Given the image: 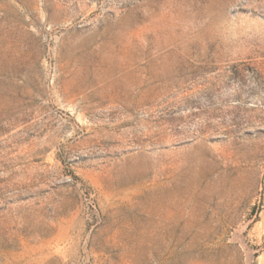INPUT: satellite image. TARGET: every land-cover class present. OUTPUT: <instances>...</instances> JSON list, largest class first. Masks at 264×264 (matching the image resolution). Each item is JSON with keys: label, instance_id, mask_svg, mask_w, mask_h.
<instances>
[{"label": "rangeland", "instance_id": "rangeland-1", "mask_svg": "<svg viewBox=\"0 0 264 264\" xmlns=\"http://www.w3.org/2000/svg\"><path fill=\"white\" fill-rule=\"evenodd\" d=\"M0 264H264V0H0Z\"/></svg>", "mask_w": 264, "mask_h": 264}]
</instances>
